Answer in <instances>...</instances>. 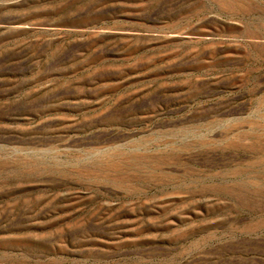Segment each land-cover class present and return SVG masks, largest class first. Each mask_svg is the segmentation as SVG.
Returning a JSON list of instances; mask_svg holds the SVG:
<instances>
[{"label":"rangeland","instance_id":"374dc122","mask_svg":"<svg viewBox=\"0 0 264 264\" xmlns=\"http://www.w3.org/2000/svg\"><path fill=\"white\" fill-rule=\"evenodd\" d=\"M0 264H264V0H0Z\"/></svg>","mask_w":264,"mask_h":264}]
</instances>
